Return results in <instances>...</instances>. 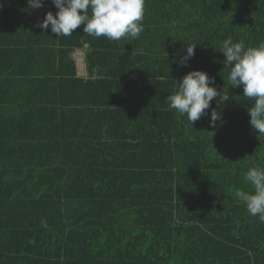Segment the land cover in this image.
I'll use <instances>...</instances> for the list:
<instances>
[{
  "label": "trees",
  "instance_id": "trees-1",
  "mask_svg": "<svg viewBox=\"0 0 264 264\" xmlns=\"http://www.w3.org/2000/svg\"><path fill=\"white\" fill-rule=\"evenodd\" d=\"M144 9L137 39L57 38L35 27L52 0H0V264H264V223L235 195L264 134L219 51L264 42V0ZM192 70L229 92L193 125L167 101Z\"/></svg>",
  "mask_w": 264,
  "mask_h": 264
},
{
  "label": "clouds",
  "instance_id": "clouds-1",
  "mask_svg": "<svg viewBox=\"0 0 264 264\" xmlns=\"http://www.w3.org/2000/svg\"><path fill=\"white\" fill-rule=\"evenodd\" d=\"M58 9L49 11L35 27L42 30L51 28L57 38L70 37L74 30L83 26L82 31L92 38L105 37L110 41L137 39L143 32L145 0H52ZM30 8H40L43 0H28ZM85 49L90 45L81 41ZM220 52L225 57L224 68L228 70V84L232 88L243 89V97L254 101L248 108L250 126L259 134H264V42L258 46L246 47L243 41L234 42L228 37L220 44ZM195 46L186 47V54L180 58L181 66L194 56ZM173 94L167 96L169 110L179 116H187L193 125L207 115L214 98L217 104L229 100V92L215 87L214 77L202 70H192L177 83ZM221 114L212 110L210 125L215 126ZM244 181L251 185V191L238 189L236 197L247 212L264 223V167L253 165L244 174ZM46 226L45 221H41Z\"/></svg>",
  "mask_w": 264,
  "mask_h": 264
},
{
  "label": "rangeland",
  "instance_id": "rangeland-1",
  "mask_svg": "<svg viewBox=\"0 0 264 264\" xmlns=\"http://www.w3.org/2000/svg\"><path fill=\"white\" fill-rule=\"evenodd\" d=\"M79 51V49H76ZM76 57L78 58V61H81L82 59V53L77 52L76 53ZM77 70H79V72H81L82 74L85 73V69H84V64H81L80 62H78V67Z\"/></svg>",
  "mask_w": 264,
  "mask_h": 264
},
{
  "label": "crops",
  "instance_id": "crops-1",
  "mask_svg": "<svg viewBox=\"0 0 264 264\" xmlns=\"http://www.w3.org/2000/svg\"><path fill=\"white\" fill-rule=\"evenodd\" d=\"M77 52L82 53L83 51H82V49H79V51L76 50V53H77ZM78 62H80L81 64H84L83 59H81V61H78V60H77V65H76L77 67H78ZM77 72H78V73H81V72H79V70H77Z\"/></svg>",
  "mask_w": 264,
  "mask_h": 264
},
{
  "label": "built area",
  "instance_id": "built-area-1",
  "mask_svg": "<svg viewBox=\"0 0 264 264\" xmlns=\"http://www.w3.org/2000/svg\"><path fill=\"white\" fill-rule=\"evenodd\" d=\"M73 56L76 59V61L78 60V58L76 57V50L73 52ZM82 59H83V53H82Z\"/></svg>",
  "mask_w": 264,
  "mask_h": 264
}]
</instances>
